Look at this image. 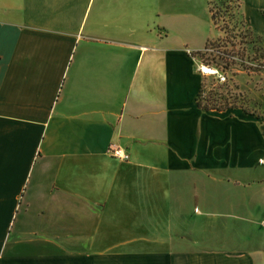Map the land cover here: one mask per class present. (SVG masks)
<instances>
[{
	"label": "crops",
	"instance_id": "1",
	"mask_svg": "<svg viewBox=\"0 0 264 264\" xmlns=\"http://www.w3.org/2000/svg\"><path fill=\"white\" fill-rule=\"evenodd\" d=\"M211 1L0 0V264H264V116L198 105Z\"/></svg>",
	"mask_w": 264,
	"mask_h": 264
},
{
	"label": "rangeland",
	"instance_id": "2",
	"mask_svg": "<svg viewBox=\"0 0 264 264\" xmlns=\"http://www.w3.org/2000/svg\"><path fill=\"white\" fill-rule=\"evenodd\" d=\"M215 24L222 30L209 47L196 54L218 67L226 81L203 75L202 103L241 106L264 116V37L250 32L239 10V0H212Z\"/></svg>",
	"mask_w": 264,
	"mask_h": 264
},
{
	"label": "built area",
	"instance_id": "3",
	"mask_svg": "<svg viewBox=\"0 0 264 264\" xmlns=\"http://www.w3.org/2000/svg\"><path fill=\"white\" fill-rule=\"evenodd\" d=\"M199 70L203 75L214 77L219 82H224L227 79V76L222 70L210 64H205L202 62V64L199 66ZM108 150L113 156L119 157L123 160H127L130 157V154L126 150L114 143L110 144Z\"/></svg>",
	"mask_w": 264,
	"mask_h": 264
},
{
	"label": "trees",
	"instance_id": "4",
	"mask_svg": "<svg viewBox=\"0 0 264 264\" xmlns=\"http://www.w3.org/2000/svg\"><path fill=\"white\" fill-rule=\"evenodd\" d=\"M212 18H213V16H212ZM212 40L213 39H210V40L207 41L205 49L209 47V44L212 43ZM194 54H203V52H202V50H200V51H196ZM201 91H202V89H201ZM201 91H200L199 96H198V105L200 107L204 108V109H207V110H209V109H219V110H221V109H225V108L233 107L234 106V105L230 106V105H227V104H224V105L220 104V105H218V104H215L213 102L202 103L201 98H200ZM244 109L246 111H248V112H253V111H249L246 108H244ZM253 113H255V112H253Z\"/></svg>",
	"mask_w": 264,
	"mask_h": 264
}]
</instances>
